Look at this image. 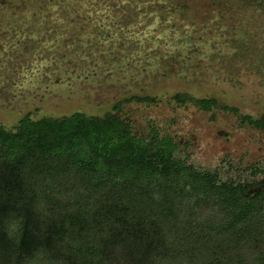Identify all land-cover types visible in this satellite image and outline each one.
Returning <instances> with one entry per match:
<instances>
[{"label": "rangeland", "instance_id": "374dc122", "mask_svg": "<svg viewBox=\"0 0 264 264\" xmlns=\"http://www.w3.org/2000/svg\"><path fill=\"white\" fill-rule=\"evenodd\" d=\"M263 111L264 0H0L7 130L26 114L110 113L136 139L171 140L194 171L246 185L264 179V134L242 117Z\"/></svg>", "mask_w": 264, "mask_h": 264}, {"label": "trees", "instance_id": "16d2710c", "mask_svg": "<svg viewBox=\"0 0 264 264\" xmlns=\"http://www.w3.org/2000/svg\"><path fill=\"white\" fill-rule=\"evenodd\" d=\"M242 120L264 134V111ZM174 151L110 113L0 125V264H264V179L219 183Z\"/></svg>", "mask_w": 264, "mask_h": 264}]
</instances>
